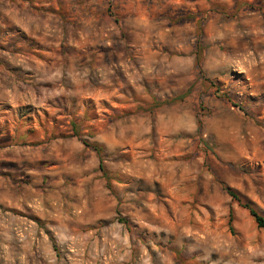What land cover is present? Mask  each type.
<instances>
[{
	"label": "rangeland",
	"instance_id": "1",
	"mask_svg": "<svg viewBox=\"0 0 264 264\" xmlns=\"http://www.w3.org/2000/svg\"><path fill=\"white\" fill-rule=\"evenodd\" d=\"M223 185L264 218V0H0V264H264Z\"/></svg>",
	"mask_w": 264,
	"mask_h": 264
},
{
	"label": "trees",
	"instance_id": "2",
	"mask_svg": "<svg viewBox=\"0 0 264 264\" xmlns=\"http://www.w3.org/2000/svg\"><path fill=\"white\" fill-rule=\"evenodd\" d=\"M183 96V95H182ZM182 96H180L179 98H182ZM97 152H99V148L94 146L93 147ZM101 167V165H100ZM223 188L225 190V192L228 194V196H230V198L232 200H234L235 202H237L242 208L246 209L249 213V215L254 219L256 225L258 228L262 229L264 231V218L262 216H260L255 209L253 208L252 204L250 202L244 201L241 197V195L236 192L235 190L223 185Z\"/></svg>",
	"mask_w": 264,
	"mask_h": 264
},
{
	"label": "crops",
	"instance_id": "3",
	"mask_svg": "<svg viewBox=\"0 0 264 264\" xmlns=\"http://www.w3.org/2000/svg\"><path fill=\"white\" fill-rule=\"evenodd\" d=\"M11 64H12V62H11ZM11 68L13 69V65H10V69H11ZM16 68H17V67H16ZM16 68H15V69H16ZM25 264H26V261H25Z\"/></svg>",
	"mask_w": 264,
	"mask_h": 264
}]
</instances>
